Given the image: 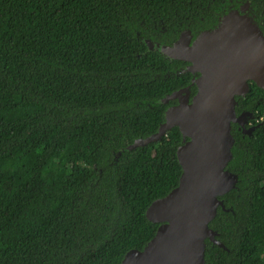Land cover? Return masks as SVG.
Wrapping results in <instances>:
<instances>
[{
    "label": "trees",
    "instance_id": "1",
    "mask_svg": "<svg viewBox=\"0 0 264 264\" xmlns=\"http://www.w3.org/2000/svg\"><path fill=\"white\" fill-rule=\"evenodd\" d=\"M244 1L264 15V0H0V264H122L145 248L188 137L133 144L197 85L143 38L213 30ZM236 101L252 130L232 124L236 180L209 223L223 246L206 239L204 264H264V88Z\"/></svg>",
    "mask_w": 264,
    "mask_h": 264
},
{
    "label": "water",
    "instance_id": "2",
    "mask_svg": "<svg viewBox=\"0 0 264 264\" xmlns=\"http://www.w3.org/2000/svg\"><path fill=\"white\" fill-rule=\"evenodd\" d=\"M247 6L248 2L242 8ZM187 34L183 32L166 52L190 62L189 70L200 73L197 92L191 101L178 98L158 132L133 144L156 141L178 126L188 137L177 150L179 184L148 207V219L160 223L156 235L143 250H130L122 264H204L206 239L223 246L209 223L218 206L224 208L219 196L236 180L226 169L234 144L232 123L239 122L248 133L252 130L245 127L246 114H236V96L248 92L250 80L264 88V34L237 11L227 14L217 28L201 33L191 46ZM179 92L165 100L177 98Z\"/></svg>",
    "mask_w": 264,
    "mask_h": 264
},
{
    "label": "flooded vegetation",
    "instance_id": "3",
    "mask_svg": "<svg viewBox=\"0 0 264 264\" xmlns=\"http://www.w3.org/2000/svg\"><path fill=\"white\" fill-rule=\"evenodd\" d=\"M248 2V6L246 7V8H242L244 5H245V3H247ZM233 11L232 12H234V11H237L238 13H240L241 15H246L247 16V18H249L253 23H255V24H257L258 25V27L260 28V30H261V32L264 34V18H263V12H261V13H257V10L256 9H253L252 8V6H251V3H250V1H244V2H242L237 8H235V9H232ZM226 16V15H225ZM224 16V17H225ZM224 17H222L221 18V20H220V22H219V25L222 23V21H223V19H224ZM218 25V26H219ZM185 32V31H184ZM187 32H188V38H189V40H190V44H192L193 45V43L195 42V40L197 39V37L202 33V32H198V33H196V34H194L192 31H190V30H187ZM183 33V32H182ZM182 33L180 34V36L177 38V39H175V40H170V41H166L165 39H162V38H160V39H151V38H143V41L144 42H146V44H147V46L150 48V49H152V50H158V51H160L161 52V50L160 49H156V48H153V46H155V47H170V46H174L179 40H180V37H181V35H182ZM162 53V52H161ZM166 56V55H165ZM168 57V56H167ZM169 58V57H168ZM170 59H173V58H170ZM187 62V64L183 67V70L182 71H184V72H191L192 73V82L191 83H194V84H196L195 82H196V79L200 76V73L198 72V71H191V70H189V66H190V62H188V61H186ZM251 82H253L252 80H250V82H249V85H250V83ZM180 92H184V93H186V91L183 89V90H181ZM188 97H189V101H191L192 100V98H193V96L195 95H193V96H191L190 97V92L188 91ZM178 98H176V103H177V100ZM175 104V103H174ZM173 105V104H172ZM252 116V115H251ZM243 121H245V119L243 118L242 119ZM247 121V120H246ZM246 121L244 122V123H246ZM247 123H250L249 121L247 122ZM232 124H237V129L238 130H242V132H244V134H248V132L247 131H245L244 130V127L240 124V123H238V122H234V123H232ZM250 127H253V126H250ZM249 135V134H248Z\"/></svg>",
    "mask_w": 264,
    "mask_h": 264
},
{
    "label": "rangeland",
    "instance_id": "4",
    "mask_svg": "<svg viewBox=\"0 0 264 264\" xmlns=\"http://www.w3.org/2000/svg\"><path fill=\"white\" fill-rule=\"evenodd\" d=\"M177 44V43H176ZM175 44V45H176ZM174 45V46H175ZM192 44H190L189 43V46H191ZM153 48H158V49H160L161 50V52L164 54V55H166V56H168L169 58H173L169 53H167L166 51V49L168 48V47H155V46H153ZM177 98H179L181 101L182 100H185V99H187V97H188V94H187V91H186V93H184V92H179V93H177L176 95H175Z\"/></svg>",
    "mask_w": 264,
    "mask_h": 264
}]
</instances>
